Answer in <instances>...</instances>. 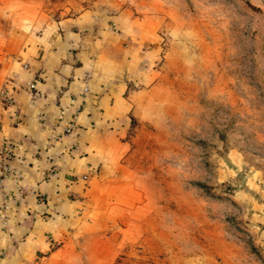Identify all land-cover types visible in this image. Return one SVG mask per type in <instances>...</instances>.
Here are the masks:
<instances>
[{"label": "rangeland", "instance_id": "rangeland-1", "mask_svg": "<svg viewBox=\"0 0 264 264\" xmlns=\"http://www.w3.org/2000/svg\"><path fill=\"white\" fill-rule=\"evenodd\" d=\"M82 13L114 35L136 82L123 144L52 264H264V9L0 0V84L31 36Z\"/></svg>", "mask_w": 264, "mask_h": 264}, {"label": "crops", "instance_id": "crops-1", "mask_svg": "<svg viewBox=\"0 0 264 264\" xmlns=\"http://www.w3.org/2000/svg\"><path fill=\"white\" fill-rule=\"evenodd\" d=\"M55 26L30 37L0 84L9 96L0 99V148L14 169L0 191V264H52L54 242L70 234L78 204L122 146L132 108L136 76L114 35L88 13ZM76 106L75 129L64 133Z\"/></svg>", "mask_w": 264, "mask_h": 264}, {"label": "built area", "instance_id": "built-area-1", "mask_svg": "<svg viewBox=\"0 0 264 264\" xmlns=\"http://www.w3.org/2000/svg\"><path fill=\"white\" fill-rule=\"evenodd\" d=\"M29 88H35L36 83L35 81H30L27 83ZM83 90L86 91L87 87L84 86ZM2 96L9 98V96L6 94L5 90L1 91ZM74 98H71V101H73ZM79 107L76 106L75 108V113L72 114L71 118L67 119V122L64 126V133H71L75 129V117H76V112H78ZM7 147H2L0 148V156H2V159L0 160V191H3V184L2 180L6 177H11L12 173L14 172V169L8 164L6 160V153L5 150ZM4 207H7V205H3Z\"/></svg>", "mask_w": 264, "mask_h": 264}]
</instances>
